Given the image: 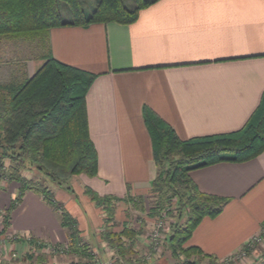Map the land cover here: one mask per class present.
<instances>
[{
    "label": "crops",
    "instance_id": "crops-1",
    "mask_svg": "<svg viewBox=\"0 0 264 264\" xmlns=\"http://www.w3.org/2000/svg\"><path fill=\"white\" fill-rule=\"evenodd\" d=\"M12 43L13 51L5 48ZM47 54L96 74L85 100L98 171L92 177L80 175L79 184L74 178L79 175L74 176L71 185L90 206L86 187L112 196L117 206L123 197L148 195L156 175L144 106L169 123L180 139L234 131L250 117L264 91V0H156L130 23L52 27L43 47L3 40L0 83L31 77ZM189 174L200 191L228 198L218 215L204 217L192 233L190 244L206 256H226L264 228V151L247 161H220ZM3 183L2 190L12 185ZM18 187L0 195L13 199ZM33 196L27 192L20 213L9 215L8 229L27 231L28 216L43 206L42 197ZM62 202L78 222L75 199L65 195ZM114 212L123 223L118 210ZM103 216L96 208L97 225ZM42 227L44 237L35 229V239L67 242L66 228L49 234ZM85 233L81 231L87 239ZM136 242L147 245L142 234ZM28 245L19 241L14 246L23 251Z\"/></svg>",
    "mask_w": 264,
    "mask_h": 264
},
{
    "label": "trees",
    "instance_id": "trees-1",
    "mask_svg": "<svg viewBox=\"0 0 264 264\" xmlns=\"http://www.w3.org/2000/svg\"><path fill=\"white\" fill-rule=\"evenodd\" d=\"M154 1L133 0L128 6L125 0H96L87 13L82 0H0V43L29 41L43 47L46 33L52 27L109 21L130 23L142 7ZM95 77L94 73L47 54L31 77L0 83V182L19 183L18 194L3 211L0 233L8 229L9 209L21 200L23 193L37 192L43 201L59 209L60 224L67 231L68 252L80 257L58 264H104L82 239L76 218L53 199L52 191L40 177L46 175L63 186L76 175L97 174V151L88 130L85 100ZM142 113L156 165L149 188L153 200L148 213L155 216L173 197L177 200L174 214L177 221L165 242L170 258L163 257L160 264H200L205 257L211 260L198 246L190 244V239L199 222L206 216L218 215L228 198L200 191L189 173L220 161H247L264 151V91L245 124L225 133L180 139L174 128L151 108L144 106ZM25 171L36 174L28 177ZM85 193L107 212L100 237L113 251L108 264L133 261L147 264L135 247L141 226L135 229L122 223L114 230L109 222L114 219L115 199L89 187ZM141 196L133 202L142 210ZM182 216L184 219L180 221ZM22 257L27 264H53L43 252L26 250Z\"/></svg>",
    "mask_w": 264,
    "mask_h": 264
},
{
    "label": "rangeland",
    "instance_id": "rangeland-1",
    "mask_svg": "<svg viewBox=\"0 0 264 264\" xmlns=\"http://www.w3.org/2000/svg\"><path fill=\"white\" fill-rule=\"evenodd\" d=\"M95 1L96 0H82V5H83V7L87 13L91 12V10L94 8V5L96 3ZM125 3L128 6L132 5L133 0H125ZM5 48L6 49L10 48L13 51V49H15L16 46L12 43V44H9V47H6V45H5ZM36 48L39 51L41 50V48H38L37 46H36ZM28 50H30V49H28ZM13 56L14 55H12L11 60L13 59ZM24 174L29 177V176H32L33 174H36V172L35 171H25ZM80 175H82V174H80ZM80 175L74 177L77 180L78 184L80 182ZM40 177H41V181H43L46 185H48L49 189L52 191L53 199L55 201H57L60 205L63 206L62 201H63L65 195H69L71 198L75 199L76 212L78 213L77 218L79 220L78 221L79 227H80V230L82 231V233L86 232L85 235L87 237V239H84L83 237H82V239L86 240L89 243V249L92 250L96 254V257L99 261H101L104 264H108L110 262L111 257L113 256L112 255L113 251H112L111 247L108 245V243L102 241V238L100 237V233L102 232V229L104 227V220L107 218L105 213H107V212H103L104 216L101 219L102 224L97 225L95 223L96 220L94 219V211L96 210V208L103 211L102 210L103 207L96 206L94 201H91L92 206H90V203H89L90 201L88 202V201H85L82 199V195H83L82 192H80V190L75 185H71V183H72L71 180L68 183H66L65 185L61 186V185H56V183H54L46 175L42 174ZM1 182H0V194L4 193L6 191L8 192V190L10 191L12 185H18L19 186L18 182L11 181L12 185H10L8 188H4L2 190L1 188L4 184L3 183L4 180H2ZM58 188L62 189L64 191H57ZM65 191L67 193H65ZM27 192H31L34 196H38V197L40 195L37 192L31 191V190H27L26 192H24L23 195L21 196V200L15 206H13L12 208L9 209V215L12 216V218H13V215H15V213H17V214L20 213L19 211L21 210L22 201L24 202L25 194ZM84 194L86 195V193H84ZM141 195H142L141 198L143 200V209L142 210L138 206H135L134 202H133V199L136 200L138 195H135L134 197L129 198L126 201H124V200L116 201V203L118 202V205L117 206L115 205L116 206L115 209L118 210L119 217H121L122 219L124 218L123 223L129 224L131 227H133L135 229L139 228L141 226L140 227V229H141L140 234L144 235V240L147 241L148 243H149V240H151V234H150L151 228L154 227V224L156 222H158V221L163 222V229L159 235V244H158V249H156L157 251H155L156 253H154L152 255V257H150L149 259H144L147 262V264H150V263L160 264V260H162L163 257L168 258V259L170 258L168 250H166V243L165 242H166V238L168 236V233L170 231L172 224L177 221L176 216L174 215L176 213L175 207H176L177 200L173 197L170 200V202L168 203V205H166L164 207L163 210H160V212L157 215L152 216L151 214L148 213V208L151 206L152 200H153L152 195L149 194V192H148V195H146V196H144L143 194H141ZM34 196H33V198H35ZM11 199H9V198L6 199L5 196L0 195V203L2 206H3V203H5V205L3 206L5 208H8L10 206V203L12 201ZM42 202H43L42 203L43 206L39 205V208H35L33 210V214L28 216L29 219L27 220V222H25L26 223L25 226L27 227L26 228L27 231L17 230V233H19L21 235L27 234V235H31L32 237H36V235H38L36 230H39L40 235L43 236L45 233L42 230H45L46 228L42 227V226L48 227L49 234L54 233L55 230L58 229V227L62 226L60 224L61 214H60L59 209L55 206H52V205L46 203L45 201H42ZM5 208L2 210V212L5 211ZM115 209H114V211H115ZM171 210H172L173 216H170ZM99 218H101V217H99ZM115 218H116V216H115ZM115 218L113 220H111L109 222V224L113 223L112 227L114 228V230H118L121 227L122 223L118 219H115ZM183 219H184V216L181 217L180 221H182ZM13 223L18 225L17 222H12V224ZM97 226L100 228L99 230H97V228H98ZM17 227L18 226H14V229H16ZM80 235H81V233H80ZM38 240H41L42 242H44V240H46V239L40 237V238H38ZM16 243H18V241ZM151 246L153 247V243L150 245H146V243H144V242H139V243L136 242L135 243V247L138 249V251H139L138 254L141 257L144 254V252H146V251L148 252V254H152L151 251H153L154 249H151ZM19 248H21V247H19ZM18 252L20 254L19 259L13 260V261H11L9 263H5V264H27L28 262L26 260H24L22 257L26 253V250L21 251L18 249ZM160 256L162 258L159 260H156ZM79 259H80V257L78 255L66 252V253L60 254L56 257L57 262L55 264L62 263V262H68V261H72V260H79ZM47 261H48V258H47ZM200 264H221V263H219L218 258H213L210 260L207 257H205V258H203V260L200 261Z\"/></svg>",
    "mask_w": 264,
    "mask_h": 264
},
{
    "label": "built area",
    "instance_id": "built-area-1",
    "mask_svg": "<svg viewBox=\"0 0 264 264\" xmlns=\"http://www.w3.org/2000/svg\"><path fill=\"white\" fill-rule=\"evenodd\" d=\"M163 229V222L158 221L151 228V240L149 243H153L154 249L152 254L144 252L142 259H149L152 257L156 249H158L159 235ZM31 235H21L12 229H6L4 233H0V264L9 263L13 260L19 259L20 254L15 248V244L18 241L27 242V251L34 250V252H43L48 261L55 264L56 257L60 254L68 252V243H46L41 240L35 239ZM147 242V245H150ZM32 244V246H31ZM221 264H264V228L261 227L255 234H253L246 242L238 248V250L227 254L221 258H218Z\"/></svg>",
    "mask_w": 264,
    "mask_h": 264
},
{
    "label": "water",
    "instance_id": "water-1",
    "mask_svg": "<svg viewBox=\"0 0 264 264\" xmlns=\"http://www.w3.org/2000/svg\"><path fill=\"white\" fill-rule=\"evenodd\" d=\"M123 264H144L142 262L133 261V262H124ZM150 264H157V263H150Z\"/></svg>",
    "mask_w": 264,
    "mask_h": 264
}]
</instances>
